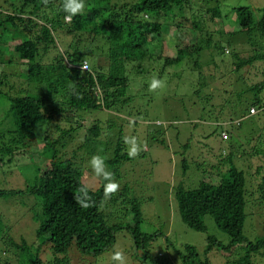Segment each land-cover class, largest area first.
<instances>
[{
    "label": "trees",
    "instance_id": "trees-1",
    "mask_svg": "<svg viewBox=\"0 0 264 264\" xmlns=\"http://www.w3.org/2000/svg\"><path fill=\"white\" fill-rule=\"evenodd\" d=\"M102 1L84 0L83 12L68 20L65 17L69 14L62 10L63 0H48L47 4L43 0H0V45L4 32L12 36L6 43L10 52L4 56L0 52V97L10 102V118L15 127L0 132V158L9 157L10 163L18 157L41 162L36 178L26 189L0 188V200L21 196L26 211L34 212L32 219L37 224L32 243L24 236L18 242L11 235L10 226L6 225L4 231L3 222L9 213H0V238L10 234L5 239L7 252L4 259L0 258V264H45L41 256L45 250L47 264H71L73 248L84 256H102L115 243L116 231L124 226L110 222L106 216L111 203L119 207L123 218L131 217L128 228L140 256L139 250L145 249L153 236L142 231L144 216L136 193L124 187L110 199H104L105 181L102 179L101 184L91 187L94 178L89 182L85 179L91 168L88 162L96 151L91 145L103 133L100 124L89 128L74 159L61 155V148L66 147L63 142L78 130L74 125H78L79 116L86 118L94 111L122 110L131 102L128 91L136 77L131 78L129 73L143 74L155 71L151 66L157 63L165 61L166 68L185 59L200 69L205 58L213 61L231 53L223 47L222 40L232 42V37L240 34L243 39L237 43L231 72L239 74L242 80L241 91L236 93L238 102L242 103L245 95L253 96L251 102L245 110H229L226 115L234 123H225L222 117L216 120L222 129L221 138L230 147L223 155L215 156L217 165L209 160L208 178L195 189L182 180L174 193L182 222L189 229L207 232L205 218L212 216L217 227L231 238V243L224 245L209 237L207 252L218 247L231 255L241 246V256L230 264H254V257L264 258V237L249 241L243 233L247 205L249 216L253 215L252 209L264 210V175L257 178L264 166L253 163L257 165V184H253L252 175L246 174L235 161L238 156L264 159V132H255L260 128L258 124L246 134L238 133L242 132L248 116L264 118V8L258 15L247 6L233 8L238 29L230 31L223 20L221 0H107L105 4ZM188 31L197 35L191 37L189 44H182ZM63 34L72 42H64ZM92 44L95 45L91 48ZM240 44H245L243 49ZM85 63L88 70L82 68ZM145 64L150 67L146 69ZM14 68L20 70L13 73ZM200 77L205 78L202 73ZM251 108L257 113H251ZM240 114L241 119L236 117ZM40 127L44 131L39 138ZM229 128L234 130L229 132ZM238 136L243 138L244 149L234 146ZM119 137L118 143H107L110 146L105 153L99 154L107 155L105 164L114 178L119 177V165L130 160L122 145L123 131ZM39 141L41 150L37 151L35 146ZM247 145L250 148L245 150ZM182 167L186 176L189 170L186 158ZM247 185L253 188L248 190L252 192L249 199ZM81 188L88 189L87 195L94 202L89 208H82L73 198L83 196ZM28 197L35 203L25 202ZM15 202L6 203L7 209ZM21 214V209L14 213L18 219L22 218ZM176 253L183 264H212L208 258L203 260L193 245H186L184 253ZM148 257L147 251L143 259Z\"/></svg>",
    "mask_w": 264,
    "mask_h": 264
},
{
    "label": "rangeland",
    "instance_id": "rangeland-1",
    "mask_svg": "<svg viewBox=\"0 0 264 264\" xmlns=\"http://www.w3.org/2000/svg\"><path fill=\"white\" fill-rule=\"evenodd\" d=\"M107 2V0L102 1L104 4ZM220 5L224 10L223 20L226 28L235 31L238 29V23L233 8L247 6L258 15L259 10L264 8V0H221ZM196 35L193 31H188L186 40L182 44H189L188 41L191 40V37ZM65 36L63 34L64 38L62 39H64V42L71 43V38H65ZM241 39H243L242 34L232 37V42L222 40L223 47L228 51L231 50V53L226 54L222 57L223 59L215 58L213 61H208L205 58L202 60L204 61L203 67L200 69L195 68L193 62L191 63L189 59H185L178 65H169L166 68L164 67L165 61L164 63H157L151 66L155 71H145L143 74L129 73L131 78H136L131 81V87L128 91L127 98H131L128 105L123 106L122 110L94 111L95 113L89 114L86 118L83 116L77 118L78 125L76 124L74 127L78 130L73 131L71 136L63 142L66 144V147L61 148V155L64 157L75 158V152L78 151L79 146L83 144L85 137L88 136L89 128H92L95 124H100L103 131L96 143L92 144L91 141L92 149L96 150L95 155L105 153V149L110 146L107 143H118L121 131H123V137L136 138L140 151L135 157H130V160H126L119 165L120 174L119 177H115V180L119 183L120 189L129 188L140 199L144 216L142 231L148 236H153V238L146 244L145 249L141 248L139 250L138 254L140 256H138L135 240L128 228V225L131 224L129 223L131 217L123 218L119 207L115 208L111 203L105 213L106 216L110 222L124 225L116 231L115 243L99 257L84 256L79 250L73 248L70 254L71 264H119V262L111 259V255L115 250H122L126 258V264H163L164 262L166 264H183L181 260L179 261L176 251L184 253L186 245L195 246L200 257L203 260L208 258L212 264H230V262L241 256L243 251L241 246H238V249L231 255L218 249V247H214V250L207 252L209 237H215L224 245H229L231 238L217 227L212 216L205 218L207 232L201 233L189 229L182 222L174 193L176 186L182 180L186 181L188 187L195 189L202 180L208 178L206 168L209 160L211 164L217 165L214 160L215 156L223 155L230 147L229 142L221 138L222 129L216 120L222 117L226 121L223 122L230 123L231 121V123H234L235 120L226 115L229 110H245L247 104L251 102L250 99L253 97L251 95H245L243 100L241 99L242 103L238 102L236 93L241 91L242 80L239 78V74L231 72L233 69L231 62L237 53V43L238 41L241 42ZM11 40L12 36L8 32H4L1 39L2 45H0V52L3 53V56L10 52L6 43ZM94 45L92 44L91 48ZM244 45L240 44V47L243 49ZM83 47L81 45V48ZM62 50H64V47ZM246 53L247 56L252 54L250 50ZM87 62L90 66V61L87 60ZM144 67L147 69L150 64L147 66L145 64ZM14 70L13 73H17L20 69L14 68ZM247 70L248 68L244 69L246 73H248ZM200 73L205 76L202 80ZM222 74H225V77ZM160 75H162L161 80L164 81V86L156 91H149L152 77L155 76L160 79ZM201 83L205 85L200 86ZM232 83L240 86L237 87ZM229 101H231L230 104ZM10 106L8 99L4 100L0 97V132L15 128L13 120L10 118ZM236 117L241 119V114ZM110 121L112 122L111 134L108 126ZM257 124L260 128L256 129L255 132L263 133V115L248 116L244 122V127L241 129L242 132L237 131L240 135L246 134ZM232 130L234 129H228L229 132ZM43 131L44 127L38 129L39 138ZM242 139L238 136L233 141L237 149H244L241 143ZM41 143L39 141L38 145L35 146L37 151L41 150ZM255 144L259 145L258 143ZM122 145L124 150L128 152L129 146L125 145L124 140ZM245 147V150L248 147L250 148L249 145ZM105 158H107V155ZM184 158L189 163L186 176L183 175L182 167ZM8 160L9 157L0 158V188L5 190L26 189L36 178L38 164H41V162L35 163L30 158L22 159L20 157L15 158L13 163ZM235 161L236 165L242 168L246 174L252 175L253 184H257L255 179L257 165L255 164L264 166V159H256L250 156L241 158V156H238ZM107 168L109 169V167ZM90 171H92V168L89 169V175L88 172L85 174V179L86 181L94 179L88 184L91 187L101 184L102 178H96L93 171ZM212 171L216 174L215 169ZM263 175L264 170L257 178L260 179ZM248 190H253V188H248L247 185V199L250 198L248 194H252ZM16 197L0 200V213H9L6 220L3 217L4 231L6 225L10 226L11 235H14L18 242H20L21 236H24L32 243L36 238L35 227H37L32 219V213L34 214V212H27L21 202V196ZM12 200L17 202L10 209H7L9 206L6 203H10ZM29 201L34 202L35 200L31 197L26 198L25 202L28 203ZM18 209H21L23 213L19 216L22 217L21 219L14 215ZM26 212L27 214L24 216ZM246 212L248 217L243 230L245 238H248L249 241H255L257 238L264 237V210L260 208L252 209L251 213L253 215L249 216L247 205ZM9 235L0 238V258L3 259L7 252L4 242H6L5 239L9 238ZM168 241L171 243L170 245H168ZM147 251L149 257L143 259ZM44 252L41 256L43 262L47 264L48 252L47 250ZM253 261L254 264H264V258L256 259L254 257Z\"/></svg>",
    "mask_w": 264,
    "mask_h": 264
},
{
    "label": "clouds",
    "instance_id": "clouds-1",
    "mask_svg": "<svg viewBox=\"0 0 264 264\" xmlns=\"http://www.w3.org/2000/svg\"><path fill=\"white\" fill-rule=\"evenodd\" d=\"M45 4H47L48 0H43ZM85 7L84 0H63L62 10L69 15L65 17V19L70 20L72 16L80 14L83 12ZM83 68V66H82ZM85 70V69H84ZM164 86V81L158 79L153 76L151 79V83L149 85V91H156L158 88H162ZM125 145L129 146L128 155L129 157H135L140 151V146L137 144L135 137H123ZM92 171L97 178H102L105 183L103 184V194L104 199H110L113 194L119 191L120 185L115 180L114 174L107 170L105 159L100 155H93L88 162ZM83 193L81 195H74V200L82 207L89 208L92 206L91 197L87 195L88 189L81 188L79 190ZM86 197V198H85ZM111 259L113 261L119 262V264H126V258L122 252V250H115L111 255Z\"/></svg>",
    "mask_w": 264,
    "mask_h": 264
},
{
    "label": "built area",
    "instance_id": "built-area-1",
    "mask_svg": "<svg viewBox=\"0 0 264 264\" xmlns=\"http://www.w3.org/2000/svg\"><path fill=\"white\" fill-rule=\"evenodd\" d=\"M88 65H87V63H85L84 65H83V69H85V70H88ZM256 111L252 108V110H251V113H255Z\"/></svg>",
    "mask_w": 264,
    "mask_h": 264
}]
</instances>
